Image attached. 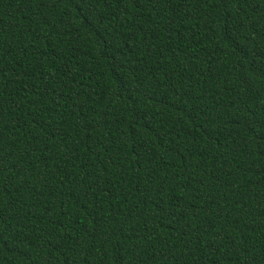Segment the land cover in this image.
Listing matches in <instances>:
<instances>
[{
	"label": "trees",
	"instance_id": "trees-1",
	"mask_svg": "<svg viewBox=\"0 0 264 264\" xmlns=\"http://www.w3.org/2000/svg\"><path fill=\"white\" fill-rule=\"evenodd\" d=\"M0 264H264V0H0Z\"/></svg>",
	"mask_w": 264,
	"mask_h": 264
}]
</instances>
